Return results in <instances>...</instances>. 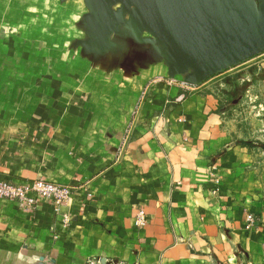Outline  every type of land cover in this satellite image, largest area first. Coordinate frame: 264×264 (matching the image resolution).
<instances>
[{"label":"crops","instance_id":"1","mask_svg":"<svg viewBox=\"0 0 264 264\" xmlns=\"http://www.w3.org/2000/svg\"><path fill=\"white\" fill-rule=\"evenodd\" d=\"M233 8L259 19L264 0ZM250 60L198 81L131 0H0V180L73 188L57 209L0 199V264H264Z\"/></svg>","mask_w":264,"mask_h":264},{"label":"water","instance_id":"2","mask_svg":"<svg viewBox=\"0 0 264 264\" xmlns=\"http://www.w3.org/2000/svg\"><path fill=\"white\" fill-rule=\"evenodd\" d=\"M131 1L142 24L180 60L198 66V81L264 52V13L259 19L238 13V0H166L160 11Z\"/></svg>","mask_w":264,"mask_h":264},{"label":"built area","instance_id":"3","mask_svg":"<svg viewBox=\"0 0 264 264\" xmlns=\"http://www.w3.org/2000/svg\"><path fill=\"white\" fill-rule=\"evenodd\" d=\"M73 188L43 179H34L24 184H16L6 180H0V199L18 203L20 206L35 209L38 199L49 201L54 208H59L68 204L72 197ZM145 216L141 212L136 217V226L145 224ZM246 228L252 229L258 224L253 215L247 216ZM87 264H115L103 258L93 257L87 260ZM121 264V263H117Z\"/></svg>","mask_w":264,"mask_h":264},{"label":"rangeland","instance_id":"4","mask_svg":"<svg viewBox=\"0 0 264 264\" xmlns=\"http://www.w3.org/2000/svg\"><path fill=\"white\" fill-rule=\"evenodd\" d=\"M264 54V52L263 53H260V54H258L257 56L259 57V56H262ZM254 61H256V60H253V61H251L250 59L247 61L248 63L247 64H251V63H253ZM243 93V92H242ZM242 93H238V94H236L235 96H234V99L235 100H240V97L242 96V95H244V94H242ZM262 93H264V91L262 92ZM246 107V104L245 105H243L242 107L245 109V107ZM251 109V108H250ZM258 112H262L261 110H260V108H258ZM247 113H249V112H247ZM250 115H243V119L245 120V121H248V117H249Z\"/></svg>","mask_w":264,"mask_h":264}]
</instances>
